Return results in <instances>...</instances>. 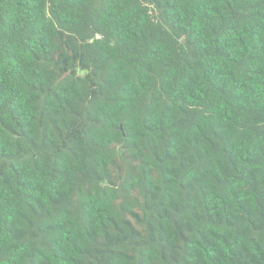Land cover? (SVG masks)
Returning <instances> with one entry per match:
<instances>
[{
	"label": "trees",
	"instance_id": "trees-1",
	"mask_svg": "<svg viewBox=\"0 0 264 264\" xmlns=\"http://www.w3.org/2000/svg\"><path fill=\"white\" fill-rule=\"evenodd\" d=\"M0 264H264V0H0Z\"/></svg>",
	"mask_w": 264,
	"mask_h": 264
}]
</instances>
